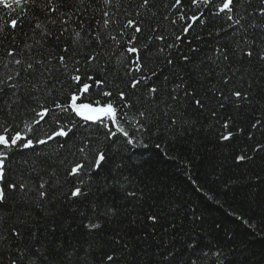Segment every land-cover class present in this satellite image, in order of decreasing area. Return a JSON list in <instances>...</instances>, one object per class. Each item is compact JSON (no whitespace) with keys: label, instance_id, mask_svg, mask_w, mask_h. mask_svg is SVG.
I'll return each mask as SVG.
<instances>
[{"label":"snow or ice","instance_id":"1","mask_svg":"<svg viewBox=\"0 0 264 264\" xmlns=\"http://www.w3.org/2000/svg\"><path fill=\"white\" fill-rule=\"evenodd\" d=\"M91 2L99 5L96 11L100 12L101 16L94 34L85 31L83 23L78 25L80 30L72 29L69 33L73 17H82V9L87 11L89 5H86L85 0H0V10L8 17L3 24H0V45H3L4 40L10 39L11 44L15 46L8 47L5 53L7 62L0 57V99L10 96L3 107H0V116L3 117V120H0V250L5 245L10 249L13 244L16 245V253L9 259L8 264H25L26 260L27 264H52L49 255L51 246L40 233V226L34 224L30 211L24 212L22 219L17 217L15 221L9 223L12 216V213L7 211L9 201H15L18 195L34 192L35 197L29 207L40 209L46 217L55 216V213L50 212L46 207L55 198L57 203H62L73 216L79 215L87 221L82 220L81 226L89 236L95 237L103 231L101 221L111 222L117 215V210L107 205L101 210L99 203L89 202V197L93 194L92 184L103 175L105 179L103 188L110 187L107 181L111 177L107 174L111 166L120 167L115 163V157L110 154L112 149H115V154L119 155L122 149L147 147L142 137L151 133L153 119L151 107L156 104L162 91L167 92V97L173 105L187 104L196 110L209 111L213 117L217 116L218 109H224L227 105L236 108L244 104L253 105L257 96H260L261 108L264 109V95H261L264 86L257 83L253 91L252 80L249 81L247 88L242 84L239 86L233 84L225 93L224 88L232 83V77H221L224 87L217 88L213 85L209 89L213 96L201 95L197 88L185 79L181 65L176 62L171 52L172 49H178L176 41L184 43L185 38L189 36L192 37L188 40L189 44L193 40H200V33L196 31L197 26L201 31L208 30V34L213 35L211 29L215 22L222 18L228 22V28L237 34L239 32L246 34L249 28H259L264 31V0H259L258 8L255 10L256 15L260 17L259 23L255 21L252 13H247V17L237 15L239 0H190L187 8L184 0H171L170 3L164 4L167 14L162 19L173 26L181 25L180 33L175 34L172 43H167V36L159 30L160 24L152 26L150 23L151 18L156 16L153 9L158 7L161 0H136L134 12L125 9L122 22L121 18H117L116 13L111 10L114 3L118 9L121 0H91ZM244 2L250 3L251 0ZM18 10H21L23 15ZM29 16V30L33 33L31 39H34V44L25 42L23 47L16 46V33L23 28L25 19ZM248 18H251V23H248ZM146 23L149 24L147 29H145ZM48 24L53 26L59 24L60 27L54 33ZM113 25L116 27L113 28ZM146 30L149 32L147 38L144 36ZM221 31L227 34V29L220 27L215 31V35L220 36ZM81 32H85V35L82 36ZM65 33H69L70 43L65 40L63 48L49 52L44 59L34 57V45L46 48L52 41L59 45ZM24 35L27 36V33ZM153 40L164 42L156 48L155 53L152 51ZM242 41L245 47H240L238 41L236 50H239L249 63H252V58L255 57L264 65V47L250 42L245 37H242ZM257 48L259 51L256 50ZM196 51L195 47L189 48L190 53ZM216 52L217 60L222 58L223 61H229L228 52L224 47H218ZM114 54L123 70V76H117L119 83L110 82L105 68L100 64L103 56L107 55L111 60ZM153 55L164 56L166 64L171 66L174 83L170 91L167 87L168 76L164 77L163 88L153 81V77L159 79L155 69L147 65V61ZM77 56H80V59H77ZM52 60L56 61L55 65L51 64ZM182 60L183 66L192 63L190 55H183ZM38 66L44 67L50 77L53 75V69L60 73L63 79L57 77L59 89L55 84L49 89L45 82L48 78L41 80L37 77L31 81L28 79L38 71ZM260 75L264 76V72ZM110 83L112 87H109ZM21 89L23 94H20ZM94 90L101 98L91 99ZM41 91L44 92L43 99L37 95ZM133 95L137 96L140 107L129 119V111L136 107L135 104L129 103ZM115 97H118L119 102ZM211 99L216 100V107L209 110L208 101ZM173 105H167L170 111ZM18 117L20 120L17 122ZM62 120H67L69 123H63ZM79 121L86 126H96L97 130L103 128L105 143L101 145L98 138L77 141L74 129L78 127ZM177 122L176 118L170 119L173 130ZM218 122L222 124L221 134L218 137L221 142H230L238 132L245 131L231 117ZM42 125H47L49 130L42 136L36 135ZM250 127L255 131L249 132L247 138L253 142V145L247 151L241 149L240 154L233 157L237 163L253 161L254 157L250 156L249 152L264 153V141L255 139V132H260V135L264 136V117L256 119ZM69 141H73L74 151H71L73 158L65 157L60 161L64 172L63 184L59 177L55 181V185L59 188L43 177H38L39 184L31 187L24 180L9 178L11 169L7 167L6 162L17 151L31 150L37 145L48 146L50 143H55L57 150H60L64 149ZM56 175V171L53 170L51 176ZM63 185H67L66 190H63ZM121 190L125 191L123 186ZM126 196L135 198L136 192L126 191ZM85 202H88L87 207L90 212L79 209L78 206ZM143 219L150 222L154 229L161 222V217L156 214L147 215ZM131 223L136 224V219L133 218ZM245 223L254 227L248 221ZM57 227L53 219L52 224L45 228V232L54 236ZM26 232L27 239H25ZM167 232L168 230L165 229V234ZM124 235L126 234L116 232L109 238L110 245L101 242L102 256L99 264H130V261L134 264L135 246H130ZM163 243L166 249L168 245L166 242ZM56 247L60 248L61 245L57 244ZM187 247L200 248L196 259L191 260L190 264H197L202 259L206 264H226V262L235 264L234 261L228 260L223 245L218 243L209 242L201 248L197 241L188 243ZM2 254L0 251V255ZM145 255H148L147 251ZM169 257L172 259L169 260ZM174 260L173 253L168 252L167 255L162 256L161 264H172Z\"/></svg>","mask_w":264,"mask_h":264},{"label":"trees","instance_id":"2","mask_svg":"<svg viewBox=\"0 0 264 264\" xmlns=\"http://www.w3.org/2000/svg\"><path fill=\"white\" fill-rule=\"evenodd\" d=\"M170 2L171 0H161L158 7L153 9L156 16L150 21L152 26L161 25L159 30L167 36V43L175 40V34H179L181 28L179 24L173 26L162 19L167 14L164 4ZM85 3L89 5L87 11L82 9V17H73L69 33L72 29L80 30L78 25L83 23L85 31L94 34L97 22L101 19L100 12L96 11L99 5L91 0H85ZM135 3L136 0H121L120 7L117 9L114 3L111 10L116 13L117 18H121L122 22L125 9L134 12ZM189 4L190 0H184L185 8ZM258 5L259 0H251L250 3L239 0L237 15L247 17V13H252L255 21L259 23L260 17L255 12ZM18 11L23 15L21 10ZM29 12L31 13L30 8ZM7 18L0 10V24H3ZM29 19L30 16L25 19L23 28L16 33V46L23 47L25 42L34 44V39H31L33 33L29 30ZM41 19L43 20V17ZM251 22V18H248V23ZM48 27L55 33L60 25L48 24ZM115 27L113 25V28ZM148 27L149 24L146 23L145 29ZM220 27L227 29L226 35L223 31L220 36L215 35V31ZM211 30L213 35L210 36L208 30L201 31L197 26L196 31L200 33V40H193L189 44L188 40L192 39L189 36L185 38L184 43L176 41L178 49L171 50L176 62L181 65L185 79L189 80L201 95L206 94L209 97L213 96L209 91L213 85L217 88L224 87L221 77H232V83L224 88L225 93L233 84L237 86L242 84L247 88L250 80L254 83L253 91L257 83L264 86V76L260 75L264 72V65L255 57L252 58L253 62L249 63L248 59L236 50L238 41L240 47H245L242 37L264 47V31L259 28H249L246 34L244 32L237 34L228 28V22L223 18L215 22ZM24 33H27V36ZM69 33H65L59 45L55 41L46 48L34 45V57L44 59L49 52L63 48L65 40L71 42ZM81 35L84 36L85 32H81ZM148 35L149 32L146 30L145 38ZM38 38L37 36L36 39ZM163 43L153 40V53ZM10 46L15 47L10 39L4 40L3 45H0V57L4 58V62L8 60L5 53ZM190 47L197 48V51L190 53ZM218 47L226 49L229 61H223L222 58L217 60ZM84 50L89 51V49ZM234 50L235 54H233ZM256 50L259 51V48ZM183 55H190L192 63L183 66ZM76 58L80 59V56ZM51 64L55 65L56 61L52 60ZM100 64L105 68L110 82H120L117 76H123V70L115 54L111 60L107 55L103 56ZM147 65L155 69L159 79L153 77V81L161 88L165 83L164 77H169L167 87L170 91L174 78L171 76V66L166 64L164 56L153 55L147 61ZM37 77L41 80L48 78L45 82L49 89H52L53 84L59 89L57 77L63 79L54 69L50 77L48 71L40 66L28 79L31 81ZM109 87H112L111 83ZM20 94H23V89ZM37 95L44 98L43 91ZM261 95H264V92ZM97 98L101 97H98L94 90L91 99ZM9 99L10 96L0 99V107H3ZM115 99L119 102L118 97ZM129 103L136 105L129 111V119H131L140 105L137 103L136 95L131 96ZM167 105H173V102L168 99L167 92L162 91L156 104L151 107L153 113L151 133L142 137L147 147L122 149L119 155L115 154V149L111 150L110 154L115 157V163L120 167L111 166L107 174L111 177L107 181L110 187L103 188L105 184L103 175L92 184L93 194L90 195L89 202L99 203L101 210L105 205L117 210V215L111 222L101 221L103 231L99 235L89 236L81 226L84 218L79 215L73 216L62 203L58 204L55 198L52 199V203L46 205L50 212L55 213L54 217H46L40 209L29 207L34 200V192L18 195L15 201H9L7 211L12 213L9 223L15 221L17 217L22 219L23 213L30 211L34 224L40 226V233L51 246L49 255L52 264H99L102 256L101 242L110 245L109 238L116 232L126 234L124 239L129 241L130 246H135L134 264H161L162 256L167 255L168 252H172L175 256L172 264H186V262L190 264L191 260L196 259L200 248L189 249L187 244L197 241L201 248L209 242L223 245L228 260L234 261L235 264H264V153L249 152V155L254 157L251 162L237 163L233 159L235 155L240 154L241 149L247 151L253 145V142L248 140L247 134L255 131L251 129V123L264 117L260 96L256 97L253 105L244 104L239 108L227 105L224 109H218L216 117L211 116L209 111L196 110L187 104L173 105L171 111ZM208 105L209 110L215 108L216 100H209ZM13 114L15 115V110ZM228 117L235 120L245 131L238 132L230 142H221L218 137L221 134L222 124L218 121ZM171 118H176L178 121L174 130L170 126ZM0 120H3L2 116ZM19 120L20 117L17 118V122ZM62 122L69 123L67 120ZM47 130H49L48 126L42 125L36 135L42 136ZM104 131L103 128L97 130L96 126H86L79 121L78 127L74 129L75 139L79 141L85 138L92 140L98 138L99 143L103 145ZM255 139L264 141V136H261L260 132H255ZM72 144L73 141H69L68 145L60 150H57L55 143H50L48 146L37 145L31 150L17 151L6 162L7 167L11 169L9 178L24 180L31 187L39 184L38 177H43L59 188L55 185V181L59 177L63 184L64 172L60 161L65 157L73 158ZM53 170L56 171V176H51ZM121 186L125 191L121 190ZM66 188L67 185H63V190ZM126 191H135L136 197H127ZM87 203L80 204L79 209L90 212ZM152 214L161 217L160 225L155 229L150 222L143 219ZM133 218L136 219V224L131 223ZM53 219L58 227L55 235L50 236L45 232V228L52 224ZM245 221L250 222L254 227L249 226ZM165 229L168 230L167 234ZM27 237L26 232L25 239ZM163 242L168 245L166 249ZM57 244L61 247L57 248ZM0 251L3 253L0 255V264H8L9 259L16 253V245L13 244L11 249L5 245ZM145 251L148 255H145ZM171 259L169 257V260ZM197 264H206V262L202 259Z\"/></svg>","mask_w":264,"mask_h":264}]
</instances>
